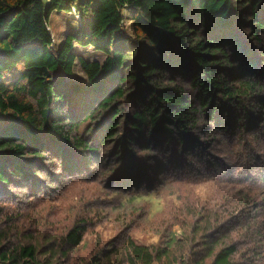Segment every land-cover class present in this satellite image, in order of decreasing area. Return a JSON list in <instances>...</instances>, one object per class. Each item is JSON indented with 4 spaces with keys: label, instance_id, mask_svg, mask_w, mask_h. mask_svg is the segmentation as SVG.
I'll return each mask as SVG.
<instances>
[{
    "label": "trees",
    "instance_id": "obj_1",
    "mask_svg": "<svg viewBox=\"0 0 264 264\" xmlns=\"http://www.w3.org/2000/svg\"><path fill=\"white\" fill-rule=\"evenodd\" d=\"M75 6L79 31L56 47L51 15ZM125 11L134 35L124 29ZM76 44L106 57L86 60ZM76 64L83 83L70 79ZM263 64L264 0H0V185L34 180L48 161L68 158L66 144L96 159L98 141H115L114 154L132 172L136 149H154L159 136L166 153L176 143H197L195 129L206 123L207 133L227 110L242 111L229 116L245 131L264 113ZM75 167L63 164L64 171ZM11 215L0 203V264H73L86 220L38 244L32 235L24 239ZM218 222L194 230L191 242L173 231L150 245L128 237L82 264H255L242 262L250 248L240 253ZM197 233L205 240L196 242Z\"/></svg>",
    "mask_w": 264,
    "mask_h": 264
},
{
    "label": "rangeland",
    "instance_id": "obj_2",
    "mask_svg": "<svg viewBox=\"0 0 264 264\" xmlns=\"http://www.w3.org/2000/svg\"><path fill=\"white\" fill-rule=\"evenodd\" d=\"M125 15L124 29L134 35L129 11ZM80 18L76 6L71 12H53L49 28L56 47L67 33L79 31ZM76 52L89 61L106 57L92 46L76 44ZM70 79L86 81L80 65L76 64ZM186 88L194 93L189 85ZM227 112L219 114L207 133L202 128L206 123L195 129L197 143H176L166 153L165 138L155 137L154 149L135 150L132 172L114 154L115 141L107 146L98 141L96 159L76 144H66L62 157L68 158L48 161L44 173L34 180L21 185L12 178L9 185L1 184L4 201L0 203L12 214L11 221L19 222L24 239L32 235L38 244L51 237L57 240L75 222L86 220L84 239L71 254L73 264L86 263L99 250L106 251L128 237L150 245L173 231L191 242L195 231L216 226L218 221L231 230L225 237L238 241L240 253L250 248L240 257L242 262L264 264V230L259 228L264 222V113L257 114L261 121L252 119L248 129L240 131L229 115L242 111ZM229 124L234 129L226 132L224 126ZM185 144L195 146L186 151ZM65 162L75 164V169L64 171ZM202 212L212 220L205 221ZM251 221L255 224L247 228ZM202 234L197 233L196 242L205 240ZM256 234L261 236L257 239Z\"/></svg>",
    "mask_w": 264,
    "mask_h": 264
}]
</instances>
